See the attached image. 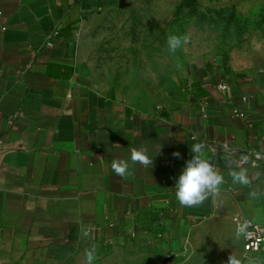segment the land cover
Wrapping results in <instances>:
<instances>
[{"label":"crops","instance_id":"0c3cea01","mask_svg":"<svg viewBox=\"0 0 264 264\" xmlns=\"http://www.w3.org/2000/svg\"><path fill=\"white\" fill-rule=\"evenodd\" d=\"M119 1L0 0V264H59L93 247L173 262L208 225L236 240L234 217L264 224V166L240 162L264 150V65L216 53L183 64L158 99L117 97L91 78L76 36ZM196 143L224 180L184 206L171 187ZM133 149L153 167L132 163ZM241 167L247 185L229 174Z\"/></svg>","mask_w":264,"mask_h":264},{"label":"rangeland","instance_id":"374dc122","mask_svg":"<svg viewBox=\"0 0 264 264\" xmlns=\"http://www.w3.org/2000/svg\"><path fill=\"white\" fill-rule=\"evenodd\" d=\"M184 37L181 48L169 52V35ZM81 58L91 78L122 99H158L180 76L181 66L216 53L233 65L248 69L264 65V0H121L95 14L78 28ZM253 258L241 242L213 224L196 233L173 262H156L133 251L114 250L97 255L94 264H226L228 256ZM59 264H86L69 254Z\"/></svg>","mask_w":264,"mask_h":264},{"label":"clouds","instance_id":"9594fccd","mask_svg":"<svg viewBox=\"0 0 264 264\" xmlns=\"http://www.w3.org/2000/svg\"><path fill=\"white\" fill-rule=\"evenodd\" d=\"M184 37L176 34L169 35L166 45L169 52H176L181 48ZM205 145L194 144L191 149V157L187 159L181 170L175 177L174 189L176 200L184 206H193L203 203L211 194L219 191L224 180V176L217 170L209 158L203 155ZM174 156L179 157V152H174ZM132 163L139 162L145 166L153 167L154 158L149 157L142 149H133L131 152ZM111 168L120 177L129 174V162L127 160H113ZM232 179L242 185L250 183V178L246 168L241 167L238 171L231 170L229 173ZM255 195V193H253ZM249 221L244 218L236 226L234 237L236 240L246 238L249 234ZM86 264H94L96 260V249L93 247L85 252ZM226 264H256L253 258H240L232 253L228 256Z\"/></svg>","mask_w":264,"mask_h":264},{"label":"built area","instance_id":"2783aa9c","mask_svg":"<svg viewBox=\"0 0 264 264\" xmlns=\"http://www.w3.org/2000/svg\"><path fill=\"white\" fill-rule=\"evenodd\" d=\"M217 88L220 91L227 90L226 83H219ZM19 114V113H16ZM15 114V115H16ZM1 143V140H0ZM241 163H250L254 167L264 166V150L254 149L243 154L240 158ZM246 218L250 223L248 230L249 234L246 238H242L241 242L243 245L244 252L247 254H260L264 256V224L257 223L247 217H234V232L238 222Z\"/></svg>","mask_w":264,"mask_h":264},{"label":"water","instance_id":"95a60500","mask_svg":"<svg viewBox=\"0 0 264 264\" xmlns=\"http://www.w3.org/2000/svg\"><path fill=\"white\" fill-rule=\"evenodd\" d=\"M119 2H121V0Z\"/></svg>","mask_w":264,"mask_h":264}]
</instances>
